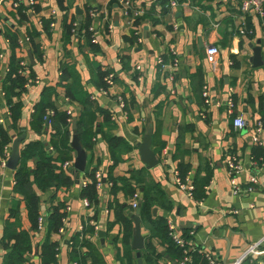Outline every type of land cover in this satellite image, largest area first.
Listing matches in <instances>:
<instances>
[{
    "label": "crops",
    "instance_id": "1",
    "mask_svg": "<svg viewBox=\"0 0 264 264\" xmlns=\"http://www.w3.org/2000/svg\"><path fill=\"white\" fill-rule=\"evenodd\" d=\"M134 1L142 16L130 28L119 0H36L35 13L29 0H20L17 9L11 0H0V126L12 138L0 150V264H128L130 259L138 264L134 236L131 250L124 245L122 221L134 216L136 193L142 204L144 195H155L157 189L153 218L171 221L179 238L223 264H233L263 240L264 129L257 124L264 121V65L255 68L251 62V45L258 41L264 62L260 18L255 12L242 14L245 0ZM173 1L179 6L173 7ZM88 15L92 34L83 24ZM73 25L76 33L69 31ZM247 27L252 37L241 35ZM133 32L141 34V44ZM210 46L220 51L216 69L207 61ZM172 51L180 61L176 70ZM11 64L20 65L28 83L10 96L5 86ZM108 71L116 82L104 95L99 87ZM205 86L210 104L203 97ZM229 99L235 103L233 115ZM44 100L55 108L48 126L47 119L43 125L35 118ZM15 106L21 108L16 121ZM63 115L72 122L62 124ZM237 117L244 119L245 128L235 127ZM74 123L88 154L84 173L74 167ZM151 129L160 163L149 170L138 144ZM23 134L21 151L35 142L46 152L21 159L17 170L22 166L33 175L47 158L56 166L40 187L31 177L29 188H19L17 170L1 167ZM108 137L119 138L123 147L111 151ZM232 155L243 164L237 178L229 176L226 165ZM177 176L188 182L193 196L178 187ZM95 181L97 198L86 207L83 191ZM235 185L244 191L235 193ZM30 195L37 224L30 219ZM56 211L64 214L57 232L49 224ZM141 221L146 254L153 246L163 256L161 264H177L153 235L152 223ZM133 229L135 235V224Z\"/></svg>",
    "mask_w": 264,
    "mask_h": 264
},
{
    "label": "trees",
    "instance_id": "2",
    "mask_svg": "<svg viewBox=\"0 0 264 264\" xmlns=\"http://www.w3.org/2000/svg\"><path fill=\"white\" fill-rule=\"evenodd\" d=\"M163 0H160V4H164L162 3ZM89 21H90V16H86L85 20L83 21L84 26H88L87 28V33L88 34H92L89 31ZM138 20H135V24L137 23ZM248 30H246V33L248 37H252V35H248L250 31V29L247 27ZM69 31L72 33V31H74V33L77 32V25H73L69 28ZM134 36L136 38V34L135 32ZM137 41V38H136ZM22 68H20V65H16V64H11V70L8 76V81L6 83L5 86V92L8 95H14L16 90H23L24 86L28 83V80L25 76H23L22 74H20V70ZM113 72H103L102 73V82L101 85L99 87V90L101 89H106L108 88V85L106 83V78L109 76V74H111ZM47 97V94L44 96V98ZM21 108H19V106H15L12 108V115H13V120L16 121L20 115V110ZM55 108L52 106L51 103H49L48 101H43L38 108H36V115L35 118H37L38 122L43 123V125L46 122V119L48 117H51L49 114L52 113ZM60 120L62 121V124H67V122L71 121L72 122V117L71 116H67V115H63L62 117H60ZM70 123V122H69ZM38 127H42V124H38ZM79 134L80 130H79ZM81 137V136H80ZM11 136L9 134L8 131L4 130L1 126H0V150H3L4 147L8 146L11 143ZM108 143H109V148L110 150H115L117 148L123 147V145L119 144L120 139L119 138H112V137H108ZM46 152L43 149V146L40 143H35L32 142L30 144H28L22 151H21V159L22 162L29 160L31 158H33L34 156L40 154V152ZM261 155L259 154L258 157H260ZM257 158V157H256ZM258 159V158H257ZM22 166H20V168L17 170L16 172V185L19 188H25V187H30V179L31 177H34V183L36 185H38L39 187L42 186V184L45 182L46 183V177L49 176H53L54 173L52 172L54 167H56L55 165H53L52 163V159H43L41 163H39L36 171L33 173V175H31L30 173H28L24 168H21ZM91 177H94V173H92ZM115 186V185H114ZM117 189V188H115ZM114 189V190H115ZM159 189L156 190V194L155 195H149V193H146L144 195L142 204H141V216L140 218L144 219V220H148L150 223H152V233L154 236L158 237L163 243L164 245H166V254L168 255V257L173 261L176 262L177 264H181V262L184 259V251L183 249L179 248L177 246V244L173 241V239L170 236V231L168 228V224H167V220L163 217H158V218H153V212L154 209L156 207V204L158 203V198H159ZM30 198L28 199V207H29V211H30V219L32 221L33 224H37V220H38V211H37V206H36V201H35V197L30 195ZM83 197L87 198L90 203L92 200H95L97 198V191H96V181L90 185L89 187L85 188L83 191ZM93 202V201H92ZM64 214H62L59 211L54 212L51 217H50V229L52 231L57 232L59 230V228L62 226V220H63ZM123 227H124V233H125V237H124V245L126 247L127 250H131V242H132V238L134 236V229H133V225H134V220L133 217L131 218H125L123 221ZM150 249L152 250V252H150V254H146V249L144 248L143 251H141L142 254V259L143 256L146 259V264H161L160 261L163 260V256L161 254L156 253L155 249L153 246H150ZM51 251L53 254L54 253V246L51 247ZM145 251V254L143 253ZM44 253L46 255V253L48 254V256H50V252L49 250L47 251V249L44 250ZM17 255V251L16 254L15 252L12 253L11 259L14 258V256ZM122 264L123 261H122ZM128 264H133V260L130 259L128 261ZM190 264H208V262L200 255L193 253L191 255V263ZM243 264H250L249 261H245Z\"/></svg>",
    "mask_w": 264,
    "mask_h": 264
},
{
    "label": "built area",
    "instance_id": "3",
    "mask_svg": "<svg viewBox=\"0 0 264 264\" xmlns=\"http://www.w3.org/2000/svg\"><path fill=\"white\" fill-rule=\"evenodd\" d=\"M11 1L13 2L14 8H16V9L19 8L20 0H11ZM119 1L124 7V16L128 20L127 25L130 28H135V20L137 18H139L140 16H142V11L137 8L134 0H119ZM171 4L173 7L179 6L176 1H173ZM35 5H36V0H29V6L31 8L30 10L33 13H35V8H34ZM241 12L243 15L248 14L250 12H255L258 15V17L260 18L261 23H262V27L264 29V0H245L241 6ZM54 15H56V13H54ZM90 30L94 31L92 28ZM240 33L243 36L247 35L245 28L244 29L242 28ZM252 34H253V32L248 33V35H252ZM136 38H137L138 44H141L143 42V38L139 32L136 34ZM93 42L96 43L95 40ZM219 53H220V51L216 46H210L206 51L207 61L211 66H213L214 69H216V67H217V57H218ZM172 55H173V60L171 63V67L174 70H176V68L180 65V61L176 56V52L172 51ZM160 64L164 65V60H160ZM21 66H22V68L26 67V63L21 64ZM136 71L141 72L142 71L141 66H136ZM105 81L108 85V88L101 89L99 91L101 94L107 95L110 88H112L116 82V75L114 73L109 74V76L106 78ZM209 96H210V93H209L208 86H205L204 90H203V97H204V100L207 104H210V97ZM96 98H97L96 96H92L91 99L94 101V100H96ZM120 101H121V107L125 108L126 105H125L124 101L122 99H120ZM227 107H228V113L230 115H233L234 109H235V103H234L233 99L228 100ZM2 124H4V120L0 118V125H2ZM234 125L237 129H243L246 127V122L244 121L243 118L237 117L234 121ZM257 129L258 130L264 129V121H260L257 124ZM256 141H259V139L257 138ZM259 143H260V145H262V143L260 141H259ZM70 165L71 164H66L67 167H69ZM226 165H227L229 176L231 178H237L243 171L242 162L239 160L238 157H236L234 155L227 158ZM6 166H7V160H5L1 163V167L3 169H5ZM95 178L98 181L102 178V176H101V174L97 173ZM176 183L181 190L187 192L188 195L193 196L192 188H190L188 186V182H184L181 178H179L177 176ZM97 186L100 187L99 181H98ZM242 191H244V190H242L240 187L235 185V193H241ZM246 191H253V189L249 188ZM84 204L86 207L91 206L90 201L87 199L84 200ZM199 204H202V202H199ZM140 205H141V196L136 193L133 196V204H132L134 212L138 208H140ZM68 210H69V208H68ZM64 223H66V219H64ZM40 224H43L42 218L40 219ZM167 224H168V228L170 231L171 238L177 244V246L179 248L183 249V251H184L185 257L182 261L183 264H190L191 263V255L193 253H196V254L203 256V258H205V260L208 262V264H223L220 261L216 260L212 255H210L206 252H203L202 250H198V249L193 248L186 241L179 238L177 235V232H176V227L171 221H168ZM95 228L99 232V227L96 226ZM63 231H64V228L61 229V232H63ZM259 259H264V238L260 243L251 246L249 248V250L247 252H245L244 255L241 258H239L238 260H236L233 264H243L245 261H249L250 264H257Z\"/></svg>",
    "mask_w": 264,
    "mask_h": 264
},
{
    "label": "water",
    "instance_id": "4",
    "mask_svg": "<svg viewBox=\"0 0 264 264\" xmlns=\"http://www.w3.org/2000/svg\"><path fill=\"white\" fill-rule=\"evenodd\" d=\"M262 42L258 41L257 46L251 45L253 50L252 64L255 68L264 65L263 62V48L261 47ZM49 125V119H47V126ZM74 138L72 142V148L75 151V164L74 167L79 173H84L87 169L88 154L85 151L83 144L80 140L77 131V124L74 123ZM26 135L19 136L13 143L12 152L9 156L7 168L12 171H16L21 161V147L25 142ZM139 155L142 163L149 169H153L159 165V159L152 150V129L149 130L148 135L138 144ZM156 213V210H155ZM141 208L135 211L133 216L135 224V235L133 238V250L137 252L136 258L138 264H144L142 259L141 251L145 248V237L142 234V221H141ZM105 233H100L102 238H105Z\"/></svg>",
    "mask_w": 264,
    "mask_h": 264
}]
</instances>
